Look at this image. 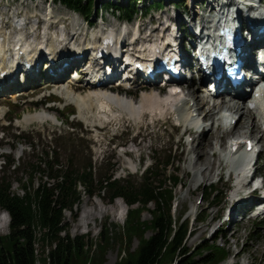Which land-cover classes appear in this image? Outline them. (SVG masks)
Wrapping results in <instances>:
<instances>
[{
    "label": "rangeland",
    "instance_id": "obj_1",
    "mask_svg": "<svg viewBox=\"0 0 264 264\" xmlns=\"http://www.w3.org/2000/svg\"><path fill=\"white\" fill-rule=\"evenodd\" d=\"M106 1L109 0H95V3L100 6ZM111 1L116 2L119 0ZM151 1L142 0L139 3L138 7L142 13H144ZM181 1L185 2V0H162L161 10L138 15L132 23H129L128 27L130 29L140 28L144 35L152 31L153 28H157L159 22L167 17L178 16L182 23H185V20L188 19L197 22L200 18H203L206 23V19L209 18L208 20H211L212 13L217 9V4L226 0H219L218 3L215 0H194L192 10L186 9V2L182 6ZM120 2H124V0H120ZM49 4L51 5L50 12H52L53 18L57 19L54 21L57 25L52 26L51 29L57 31L63 24L68 32L74 34L76 29L79 28L76 33L78 35L76 40L79 41L80 34H86L87 38H89L92 33L114 29L118 24L117 19L111 13L103 11L98 13V18L92 20L93 28L88 31L86 30V23L82 21L81 16L74 14L59 4L43 0H0V14H2L3 18L12 16L8 19L10 22L7 24L8 30L11 29L10 24L15 14L19 17L34 20V22L42 19L46 22L50 13L45 15ZM72 21L75 22L74 25ZM60 22L61 25H59ZM43 27L44 25H42ZM73 29L75 32H73ZM25 32L29 33L27 37L30 36L32 32L30 25L26 27ZM187 83L190 82L187 81ZM76 84L72 86L74 91L83 95L88 93L87 89H80V86L84 87L83 84ZM45 85H47L46 81L41 79L40 82H35L29 90L15 85L14 90L10 94L0 95V128L4 132L3 134L0 132V138L2 135L7 138L0 140V157L11 153L18 164L16 170L5 172L6 178L12 182V192L22 193L19 182L22 183L27 180L31 173L30 165L41 158L40 152L43 151L42 149L47 150V146H50L51 150L55 152L62 166L74 164L76 167L81 168L91 161L95 178L108 174L113 170L114 178L122 179L131 176L130 180L138 182L141 172L150 167V165L152 167L155 166L154 163H156L159 165V167L156 166L157 172L162 175V179L168 176L169 173H173L174 170L178 171L181 184L174 189V198L170 209L173 208L172 219L174 222L177 223L179 221L186 223V225L188 224V232L185 239V249L190 250L188 257L197 252L198 246L206 243L211 244L213 239L216 238V243L225 247L229 253L225 259L226 261L220 264H232V262H235V264H264V214L255 219H249L247 212V215H242L243 211L252 207L255 198L252 197L253 201L245 202L243 207L237 209L233 223L225 222L228 217V210L231 211L233 207L231 193L235 189L236 177L228 180L227 173L230 169L226 162L221 164L218 158L211 157L214 153V148H217L218 153L225 155L228 142L226 141L227 136L215 147L217 141L213 142L212 138L220 130L218 126H212V121H218L220 116L218 114L221 109H213L209 112L211 110V102H208L205 107H200L201 99H211V97L208 98L207 95H203L201 91H198L195 81L193 85L196 90H192L189 86V92L191 94L196 92L201 96V98L197 96L195 100L199 104V111L202 117H205L206 120L208 119L204 121L203 125L207 126L206 128L210 127L211 129L212 127L213 129L209 134H207V129L203 133L201 146H195V156H191V153L189 154L188 148L190 146L187 145V134H182L183 131L186 133V126L177 129L176 118L172 112L163 116L146 115L138 121H133L129 116L119 113L116 115L117 118L105 119L93 115V113H90V115L85 112L84 118H81L73 104L56 94V91L53 90V84H50L47 89L44 88ZM66 85L68 84L66 83ZM140 87H135L137 89L132 96L138 98L141 91L156 92V89L151 85L146 86L144 89ZM164 94L166 92L160 93V95ZM48 95L50 97L45 100L49 102L47 105L45 102L35 104V101L46 98ZM48 106L52 107L50 109L51 115L57 116L58 121L56 123L24 124L22 122L26 114L34 113L36 110H38L36 112H41L42 109H48ZM206 114L209 116L206 117ZM8 119L13 121L9 124ZM247 123L248 119L243 117L232 137L242 136L246 133L248 131ZM3 126H6L5 129H3ZM70 126L74 127V133L67 134L66 132ZM258 130L260 129L258 128ZM14 133H21L24 136L25 143L13 151L10 146L15 141ZM190 135L192 136L193 133H189ZM221 137L223 136L221 135ZM257 137L258 132L255 130L251 134V138L256 139ZM29 143L35 146L34 150L27 148ZM260 145L263 151L260 153L256 164V171L259 175L254 179L253 185H257L261 181L260 178L264 177V142ZM122 151H126V155H123ZM200 151H206L208 156H210L206 159L210 162L212 169L209 177L207 173L204 174L206 170L205 158H203V161L198 158ZM167 160L170 163V167L167 171H161L160 165H163ZM191 161L194 164L190 166ZM131 163H133V167L130 166ZM195 168L200 169L203 174L199 177V182H196L194 178ZM154 170H156L155 167ZM3 174L0 158V176ZM40 179L41 176L39 174L34 175L33 188H36ZM218 179L219 181L217 182ZM211 185H214L225 195L220 203H210L205 199V191ZM249 189V187L244 188L243 193L249 191ZM79 190L82 191V188L80 187ZM121 203L119 206H116V203L108 204L107 194L100 193L94 197L82 196L78 205L73 207L71 211L63 212L64 224L68 229L69 237L83 236L88 244H92V250L96 248L94 245L99 243L101 231L109 230L110 237L113 239L104 254L105 264H116L124 252V245L120 242L119 233L124 225L128 208L122 200ZM94 205L98 206V210L102 208L106 214H97L96 210H94ZM119 207L122 210L121 213L118 212ZM148 208L151 210L153 205H149ZM84 210H93L94 216L89 219L87 225L78 228L79 220ZM141 217L145 221L150 219L146 211L141 214ZM204 217L205 220H198ZM8 232L9 226L5 233L0 232V236H6ZM150 234L151 231L146 232L145 237ZM137 246L138 240L136 238L132 239L130 251L136 249ZM34 247L38 257L48 250L46 245L40 241L36 242Z\"/></svg>",
    "mask_w": 264,
    "mask_h": 264
},
{
    "label": "trees",
    "instance_id": "obj_2",
    "mask_svg": "<svg viewBox=\"0 0 264 264\" xmlns=\"http://www.w3.org/2000/svg\"><path fill=\"white\" fill-rule=\"evenodd\" d=\"M52 2L92 23L103 11L132 22L141 13L138 4L142 0H109L100 6L95 0ZM181 3L184 6V2ZM161 9L162 0H152L144 13ZM13 137L15 141L9 145L11 150L25 143L22 134L14 133ZM27 148L34 150L35 146L29 143ZM42 150L41 158L30 165V176L25 182H19L20 194L11 191L12 182L5 176L6 171L16 170L18 164L12 154L1 156L4 174L0 176V210L5 211L10 220L8 234L0 236V264H105L104 254L113 239L109 230L101 231L99 243L92 250V244H88L83 236L69 237L63 218V212L71 211L82 196L94 197L100 193L107 194L109 204L120 199L128 208L119 233L124 252L116 264H220L228 256L225 247L219 246L214 238L211 244L198 246L197 252L188 257L190 250L185 249L187 225L176 223L171 217L174 189L180 185L177 170L162 179L157 172L159 165L154 163L155 166L141 172L138 182L130 180L131 176L116 179L113 170L95 178L91 161L81 168L74 164L62 166L50 146ZM160 167L161 171H167L169 161ZM35 174L41 179L33 188ZM205 194L210 203H220L223 199L214 186ZM149 205H153L151 210ZM144 211L150 216L148 221L142 220ZM199 220L203 221L205 217ZM148 231L151 234L145 237ZM134 238L138 240V246L130 251ZM38 241L48 248L39 257L34 247Z\"/></svg>",
    "mask_w": 264,
    "mask_h": 264
},
{
    "label": "bare ground",
    "instance_id": "obj_3",
    "mask_svg": "<svg viewBox=\"0 0 264 264\" xmlns=\"http://www.w3.org/2000/svg\"><path fill=\"white\" fill-rule=\"evenodd\" d=\"M215 1L218 3L219 0H215ZM226 1H227L226 3L230 4L231 9L233 10L239 7L238 4L235 2H231L228 0ZM192 3L193 1L190 2V4ZM50 8L51 6L48 8L45 15H47L50 12L51 10ZM23 20L24 21L28 20V24L30 25V28L32 30L30 36L28 37L27 35L29 33H26L25 30H20L18 32L16 31L7 32V31L0 30V66H2V69L7 72H10L13 69L12 67L16 63V60H17L16 56L18 55V52L15 48H17L18 51H20L21 53L25 54L28 61L31 59L35 60L37 57H39L38 54L41 52L43 48H45L48 51H51V53L54 54L60 51L61 46L66 43L71 45V47L74 48V50L76 49V51L67 50L63 53V55L70 56V55H73L74 52H76L77 54L81 53L82 55H85V51L88 49V46L85 45L86 41L94 40L100 35V31H98L97 33H92L89 38H87L86 34H80V41L78 44H76L75 37H76V33L79 31V28L76 29V32L73 29V32H75L73 34V33L68 32L64 26L63 32L65 33L67 37L66 38L63 37L60 39L61 42H57L58 41L57 39L60 37V33L56 31H51L50 27H48V25L51 26L55 24L54 21L57 20L53 18L52 12L48 14L47 19H46L47 20L46 26L40 34L34 30V26H35L34 20H31V19L29 20L28 18H22V21ZM0 21H1L0 22V27H1L2 23L4 22L3 18H0ZM168 21H176L179 24L182 23L179 17L177 18L170 17L165 21V23H167ZM201 22H203V18H201ZM72 23L73 25L75 24L74 21H72ZM11 24L13 26H18L17 21L16 23L13 22ZM59 25H61V22L59 23ZM61 26H63V24ZM197 26L200 27V24H198ZM162 29H163V25L161 26V29L159 30V32H161ZM112 31L113 29H110L109 31L110 35L112 34ZM155 32H157V28H153L152 33H155ZM137 33L141 35L139 39L142 42V45L144 44V47H143L144 49L149 48L150 45H152L153 48L160 47V45L157 44V43H160L157 41V39H155L152 42L146 41L145 39L147 37L145 36H147L146 35L147 33L142 35L140 28L137 30ZM55 38L56 40H54ZM122 38L124 39V37ZM262 39H264V37ZM182 55L185 58L184 52H182ZM81 59L78 58L72 62V63H76L74 67L77 66V63L80 64V62H82ZM29 63H32V61H30ZM23 82L25 85L27 81L24 80ZM67 84L68 85H66V82H64L63 77L59 78L55 82L53 90L56 91L57 95L69 101L71 104H73L77 108L78 114L81 118H84L85 112H88L89 114L93 113V115H96V116H99L105 119H108V118L113 119L119 113V114H125L127 115V117L129 116V118L132 119L133 121H138V120L143 119L144 116L146 115H162L163 116L166 113L171 114L172 112L176 118V121H181V124L184 127L186 126L185 128L186 133L188 132L192 134L195 132L191 128L192 124L190 123V120L194 122V120L192 119L194 118V116H198V115L202 116V114L199 111L200 110L199 104H197V100H195L197 96H199L198 98H201V96L198 95L196 92L194 93L192 92V94L191 92H189L190 83H187L186 91H183V93L181 94L168 91L166 92V94L160 95V93L163 92L161 88L153 86V88L156 89V92L153 91V92L148 93V92L141 91V94L138 98L136 96H132V94L128 92L110 90L109 86L107 85L96 86V85H92L91 83H86L84 87L80 86L81 90H85V89L88 90V93L86 95H83L81 93H77L76 91H74V88L72 86H75L77 84H71V83H67ZM14 88H15L14 84H11V85H8L6 90L11 91ZM208 102L212 103L211 110L209 112H211L213 109L214 110L225 109L226 110L225 112L227 113V114H224L223 116L220 115L221 112L218 114L220 115L218 118V121H219L218 129L220 130V132L218 133L219 135L216 134L212 138L213 142L217 141V143L215 144V147L219 144V142L223 141V139L226 136L228 138L229 136L233 135V132L235 131L236 127L239 125L243 117L244 118L246 117V119H248V123L246 124L248 131L244 133L242 136L240 135L236 137L244 139V140L250 139L249 140L250 142L256 141L257 145H260L262 142H264V130H263L264 129V104L262 102H260V107H261V111H260L257 109V103H254V107H250L249 106L250 104L248 103V101H243V97H241L240 95H238L237 98L236 97L231 98L230 95H226V96L223 95L219 98L211 97V99H207V98L201 99L200 107L207 106ZM36 111L34 113L26 114L22 122L24 124H31V123L33 124V123H42V122L56 123L58 121L57 116L51 115L50 109H42L41 112H36ZM205 116L208 117L209 115L206 114ZM202 118L205 119V117H202ZM235 118H236L235 124L229 130L224 129L225 126L228 127L229 121ZM185 124H188V125H185ZM197 125H198V122H197ZM206 127L207 126L198 127V129H201V133L199 134L198 137H194V135L192 136L190 135V137L194 138V140L191 143V147L188 150L189 154L191 153L190 154L191 156L196 155L194 152L195 146L196 147L201 146V136L206 131V129L208 130L207 134H209L210 131L213 130L212 127L211 129L210 127L209 128H206ZM258 128L260 130H258ZM255 130H257L258 132V137L256 139L251 138V134H253ZM221 135L223 137H221ZM234 145H238V143L231 142L229 143V145L227 144V147L225 149V155L218 153V151L216 150L217 148L216 149L214 148V153L213 155H211V157L213 158H216V159L218 158V161L221 164L226 162V165L229 167V169L236 172V178H235L236 185H235V189L232 190V193H231V198H232V203H233V207L230 211V216L232 217L231 223H233L234 214L237 212V209L243 207L244 206L243 203L253 201L252 197L245 198L240 195L242 189L246 186V183H247L248 173L244 166L245 158H240L237 162L232 163L229 157L226 156L227 155L226 151L228 147L232 148ZM239 147L240 146L238 145V148ZM209 157L210 156H208L206 151H200V154L198 155L199 160L202 159L203 161V158H205L204 164L206 165V170L204 174L207 173L208 177L210 176V173L212 170L210 162L206 160ZM193 164L194 163H192L191 161L190 166ZM130 166L133 167V163H131ZM194 174H195L194 178L196 182L197 181L199 182L200 180L199 177L203 175L201 170L198 168H195ZM251 183H252V180L247 184V186H249ZM235 198L237 199L236 201H235ZM115 203H116V206H119L120 204H122L121 200H117ZM94 207H95L94 210H96L97 214H100V215L106 214L105 211L102 210V208H99L98 210L97 205H94ZM248 210H245V211H248ZM245 211H243L242 214H244ZM93 216H94L93 210L92 211L84 210L79 220L78 228L84 225H87L89 219L92 218ZM7 229H8V215L5 212L3 213V211H1L0 213V232L5 233Z\"/></svg>",
    "mask_w": 264,
    "mask_h": 264
}]
</instances>
